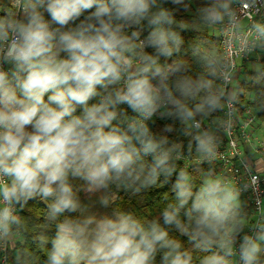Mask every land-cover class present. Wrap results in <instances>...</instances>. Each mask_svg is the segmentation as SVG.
Instances as JSON below:
<instances>
[{
  "label": "clouds",
  "instance_id": "clouds-1",
  "mask_svg": "<svg viewBox=\"0 0 264 264\" xmlns=\"http://www.w3.org/2000/svg\"><path fill=\"white\" fill-rule=\"evenodd\" d=\"M166 2L10 0L16 11L0 13V245L22 226L17 206L39 198L55 225L50 241L39 238L51 244L46 264H193L175 234L206 253L199 264H233V257L264 264V222L244 232L237 188L211 169L194 186L173 162L177 145L150 126L158 113L178 120L191 138L189 151L194 140L211 164L216 138L201 131L203 120L234 98L214 86L215 72L193 79L172 61L183 41ZM200 13L206 23L232 15L221 0ZM256 32L264 37V25ZM174 173V202L159 217L119 209L84 214L81 192L115 187L137 194ZM98 202L107 208L115 201L100 195Z\"/></svg>",
  "mask_w": 264,
  "mask_h": 264
},
{
  "label": "trees",
  "instance_id": "trees-1",
  "mask_svg": "<svg viewBox=\"0 0 264 264\" xmlns=\"http://www.w3.org/2000/svg\"><path fill=\"white\" fill-rule=\"evenodd\" d=\"M210 2L211 0H184V5L187 6L186 8L181 5H173L171 0H167L163 4L165 8L174 11L177 21L175 30L183 41L180 46V51L174 54L171 59L172 61L183 64L186 69V74L193 79L197 78L198 75L205 78H212L208 77V73L215 72L216 61L220 51L218 37L213 33V27L216 25V22L206 23L201 19L200 9ZM7 3L8 0H0V11ZM147 51L151 52L152 49H147ZM260 54V67L256 71H247L246 62L238 64L239 68L234 76V86H232L230 92V95L234 97L233 99L238 111H241L242 104L246 102V99H251V105L256 110L257 115L254 128L258 131L261 130V123L264 124V49L260 51ZM164 62L161 59V63ZM240 76L242 77L240 78ZM213 79L214 86L220 88L217 79ZM129 115H132V113L129 112ZM216 118L217 112H214L203 121L208 120L214 123ZM197 119H200V117L198 116ZM154 121L155 123L150 122L152 131L158 137H167L169 144L177 145V152L197 153L196 142L194 140L191 141V151H189L191 138L190 136L184 135L185 126L178 120L158 118ZM165 125H172L173 131H163ZM191 134L193 136L196 135L193 131H191ZM177 170L180 169L177 168ZM209 170L210 168L195 165L186 171L189 173L194 186H198L204 174ZM176 174H173V177L168 183L162 184L158 182L156 186L142 190L137 194H132L130 191L117 190L115 187H112L109 192L114 193L116 198L114 200L115 202L110 204L111 210L131 211L138 217L147 219L159 217L161 211L167 204L174 202V193L171 192V185L175 180ZM160 180L163 181L164 177L161 176ZM74 184L80 186V181H74ZM239 208L241 216L242 210L240 206ZM47 211L46 202L41 201L39 198L29 201L22 210L19 209L22 226L19 231L20 235L18 240L9 252L10 264H14L16 256L22 258L23 264H46V253L50 249L51 244L49 242L47 245L42 246L39 243V238L40 236H46L50 241L55 233V225L48 220ZM173 238L180 239L184 248L192 252L193 264H199L200 258L206 255V253L193 249L187 239L180 237L179 234H175ZM261 260L264 262V253L261 255Z\"/></svg>",
  "mask_w": 264,
  "mask_h": 264
},
{
  "label": "built area",
  "instance_id": "built-area-1",
  "mask_svg": "<svg viewBox=\"0 0 264 264\" xmlns=\"http://www.w3.org/2000/svg\"><path fill=\"white\" fill-rule=\"evenodd\" d=\"M229 5L231 17L224 15L222 21L217 22L219 55L216 61V79L220 88L230 95L234 86L235 73L238 64L250 61L251 54H257L254 60L260 61V51L264 49V37L256 32L257 25H264V0H221ZM10 0L0 11L12 12L9 8ZM222 11V10H221ZM223 14V11H222ZM223 77H227V83ZM230 97H232L230 95ZM224 110L217 111L214 123L203 121L201 131H208L216 138V158L209 164L201 159L200 153H173L176 168L187 170L191 166L210 168L214 177L231 182L239 191V202L242 219L246 223L244 232L252 234L249 229L257 222H263L264 210V134H257L254 126L256 111L251 105V99H246L238 111L232 99L231 103L223 101ZM159 113L153 117L158 119ZM150 123V122H149ZM195 132V130H191ZM196 133V132H195ZM197 134V133H196ZM259 169V170H258ZM253 177H259L253 181ZM17 215L20 216L17 206ZM20 231V230H19ZM15 237L0 245V264H10L9 252L19 238ZM233 264H238V257H233Z\"/></svg>",
  "mask_w": 264,
  "mask_h": 264
},
{
  "label": "rangeland",
  "instance_id": "rangeland-1",
  "mask_svg": "<svg viewBox=\"0 0 264 264\" xmlns=\"http://www.w3.org/2000/svg\"><path fill=\"white\" fill-rule=\"evenodd\" d=\"M213 33L217 36L218 35V30H217V22L216 25L213 27ZM258 57L257 54H251L250 55V61L246 62V70L247 71H256L258 70V68L260 67L259 61L258 60H254V57ZM242 76H240L241 78ZM256 111V110H255ZM261 130H257V134L261 137L262 134H264V124L261 123ZM217 177V176H215ZM83 182L80 181V185H82ZM100 195H106L110 201L116 198V195L112 192H107V193H98V194H93V195H86L84 192L80 193L81 196V200L82 203L87 207L88 211H86L84 214L85 215H89V214H105L108 213L110 214L112 212L111 208H110V204L107 208H103L101 207V205L99 204L98 200H99V196ZM239 206H240V202H239Z\"/></svg>",
  "mask_w": 264,
  "mask_h": 264
},
{
  "label": "crops",
  "instance_id": "crops-1",
  "mask_svg": "<svg viewBox=\"0 0 264 264\" xmlns=\"http://www.w3.org/2000/svg\"><path fill=\"white\" fill-rule=\"evenodd\" d=\"M113 200H115V199H113ZM111 204V203H110Z\"/></svg>",
  "mask_w": 264,
  "mask_h": 264
}]
</instances>
